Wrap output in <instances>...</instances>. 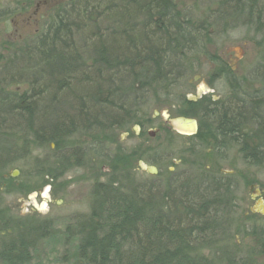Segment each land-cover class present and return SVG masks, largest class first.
I'll return each mask as SVG.
<instances>
[{"label":"trees","instance_id":"obj_1","mask_svg":"<svg viewBox=\"0 0 264 264\" xmlns=\"http://www.w3.org/2000/svg\"><path fill=\"white\" fill-rule=\"evenodd\" d=\"M115 1L114 12L58 8L41 30L0 58V170L31 146L45 149L53 142L57 156L72 147L71 137L79 131L101 134L138 122L137 112L152 92H166L185 76L205 28L194 27L174 0ZM255 9L262 17L256 0H219L214 12L220 20ZM81 26L82 43L74 38ZM261 57L252 76L238 77L221 63L229 95L207 99L198 117L211 124L216 146L225 148L230 141L244 161L257 166L264 164ZM15 84L25 88H6ZM231 178L205 170L181 178L171 174L163 188L130 182L114 189L96 181L90 212L75 223L76 264H259L252 254L234 255L231 244L218 246L212 255L204 252L219 236L226 238L224 223L228 230L232 224L236 187ZM32 216L0 210V264L29 261L35 245L50 235L52 222Z\"/></svg>","mask_w":264,"mask_h":264},{"label":"rangeland","instance_id":"obj_2","mask_svg":"<svg viewBox=\"0 0 264 264\" xmlns=\"http://www.w3.org/2000/svg\"><path fill=\"white\" fill-rule=\"evenodd\" d=\"M44 1L47 4L43 0H0V12L8 13L6 17L0 16V58L3 61L10 47L41 30L58 8H68V12H114L119 5L115 0L100 5L96 0ZM174 1L191 19V24L196 28L204 27L205 32L201 34L200 47L190 52L185 76L177 80L176 85L165 88L166 92H152L137 112L138 122L129 121L126 127L118 129L107 128L101 134L79 131L71 137L72 147L64 148L57 156L53 142L45 149L31 146L18 152L11 159L12 163L0 170V210L23 217L35 215L32 218L36 220L52 222L50 235L35 245L32 258L23 264H76L75 223L77 218L90 212L92 187L96 181L110 184L114 189L124 185L127 188L130 182H153L163 188L171 174L181 178L205 170L232 176L236 208L229 230L224 223L226 238L219 236L213 247L204 252L212 255L218 252V246L231 244L234 255L251 253L259 264H264V249L259 240L264 214H250L257 199L256 187L251 185L264 190V164L257 166L244 161L239 146H228L230 141L225 148L216 146L211 124L203 117L198 118L200 107L203 108L207 99L224 100L229 95L228 81L219 67L221 63L238 77L252 76L262 59L264 27L259 28L257 22L264 24V0H256V7L263 9L262 17L255 9L233 12L223 20H218L214 12L219 0ZM81 28L74 35L80 43ZM202 86L206 90L202 91ZM6 88L21 92L25 86L15 84ZM164 111L169 118L186 113L196 115L200 123L198 133L184 136L171 130L162 118ZM120 150H126L130 156H121ZM134 156L137 157L132 160ZM152 160L158 161L156 174L139 166V161L155 165ZM15 170L19 174L13 177ZM43 192H47L44 197ZM31 194L39 205L42 203V211L37 203L28 201Z\"/></svg>","mask_w":264,"mask_h":264},{"label":"water","instance_id":"obj_3","mask_svg":"<svg viewBox=\"0 0 264 264\" xmlns=\"http://www.w3.org/2000/svg\"><path fill=\"white\" fill-rule=\"evenodd\" d=\"M201 90L204 91L206 89L204 86H202ZM156 114H158V112H156ZM162 118L166 123H168L170 129H172L173 131L177 132L180 135L192 136V135H196L199 131V123L196 118L183 117V116L169 118L166 111L162 112ZM136 130H138V127H136ZM139 166L141 169L151 174H156L158 171L155 166L147 165L143 161H139ZM18 174L19 172L15 170L12 173V176L16 177Z\"/></svg>","mask_w":264,"mask_h":264},{"label":"flooded vegetation","instance_id":"obj_4","mask_svg":"<svg viewBox=\"0 0 264 264\" xmlns=\"http://www.w3.org/2000/svg\"><path fill=\"white\" fill-rule=\"evenodd\" d=\"M43 2L47 4V1L43 0ZM223 19L224 18H220V20H223ZM204 32H205V29H204ZM140 127H141V125H140ZM140 127L138 126V130H139ZM125 152H127V151L125 150ZM254 186L256 187L255 188V193H256L255 196H256L257 199L255 201V204L251 208L250 214H256V213L264 214V190H263V188L258 187V185H255V184L251 185V187H254ZM259 236L262 238L263 243H264V225H261V224L259 226Z\"/></svg>","mask_w":264,"mask_h":264}]
</instances>
